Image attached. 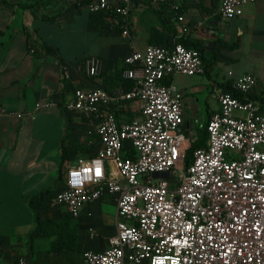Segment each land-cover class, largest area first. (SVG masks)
Instances as JSON below:
<instances>
[{
	"label": "built area",
	"instance_id": "built-area-1",
	"mask_svg": "<svg viewBox=\"0 0 264 264\" xmlns=\"http://www.w3.org/2000/svg\"><path fill=\"white\" fill-rule=\"evenodd\" d=\"M170 1L90 0L87 7L121 23L127 35L136 2ZM254 1L221 0L219 15L240 16ZM175 17L182 33L191 30L182 15ZM123 64L130 89L76 88L67 104L98 117L100 147L88 159L65 164L53 205L72 217L104 198L117 208L108 246L84 250V264H264V101L248 97L255 76L233 82L240 96L218 93L219 107L205 126L206 145L186 163L191 138L182 129V93L170 79L204 73L200 52L181 42L148 44L130 51ZM85 65L88 76H97L103 61L92 56ZM112 100L137 101L139 117L119 122ZM18 264L28 262L20 257Z\"/></svg>",
	"mask_w": 264,
	"mask_h": 264
},
{
	"label": "crops",
	"instance_id": "crops-1",
	"mask_svg": "<svg viewBox=\"0 0 264 264\" xmlns=\"http://www.w3.org/2000/svg\"><path fill=\"white\" fill-rule=\"evenodd\" d=\"M89 2L0 0V264H18L20 257L34 264L26 255L29 238L40 228L29 199L49 187L56 192L65 164L88 159L100 147L98 117L67 104L76 88L102 87L110 93L120 86L130 89L132 80L122 77L123 59L130 51H143L154 42L171 47L180 38L201 50L204 73L170 79L182 93V129L191 145L218 109V93L232 92L224 88L230 84L234 90L232 84L241 75L255 76L248 97L264 101V0L247 4L240 16L231 18L219 15L221 0L136 2L127 18V35L106 13L90 12ZM176 15H182L191 30L182 33ZM92 56L102 59L103 68L91 77L85 62ZM46 101L52 104L36 107ZM110 109L119 122L140 115L137 101L112 100ZM62 142L67 156L59 176ZM53 204L41 218L45 212L67 213ZM116 212L112 198L84 207L78 217L80 251L108 246Z\"/></svg>",
	"mask_w": 264,
	"mask_h": 264
},
{
	"label": "trees",
	"instance_id": "trees-1",
	"mask_svg": "<svg viewBox=\"0 0 264 264\" xmlns=\"http://www.w3.org/2000/svg\"><path fill=\"white\" fill-rule=\"evenodd\" d=\"M187 47L195 48L200 52L202 61V53L196 44H187L183 38L178 39ZM160 44V43H153ZM204 64V63H203ZM168 82V80L166 81ZM225 90H230L234 94L236 92L230 88V84H227ZM207 139L206 127H203L198 131L195 141L186 152L185 162L189 163L192 159V153L194 149L199 147H205ZM61 166L64 163L67 156V150L64 143L61 145ZM62 176V174H59ZM55 188L49 187L42 190L38 195H34L29 199V207L34 212L35 219L40 228L41 235L47 238L54 237L50 241V247L47 250H40L36 253L34 264H84L82 258V251L78 249V229L80 218L72 217L69 214H65L59 217H45L41 218V212L50 208L52 200L55 196Z\"/></svg>",
	"mask_w": 264,
	"mask_h": 264
},
{
	"label": "rangeland",
	"instance_id": "rangeland-1",
	"mask_svg": "<svg viewBox=\"0 0 264 264\" xmlns=\"http://www.w3.org/2000/svg\"><path fill=\"white\" fill-rule=\"evenodd\" d=\"M216 105L215 101L211 102V106L214 107ZM63 173V166L61 167L60 171H58V175ZM55 191V190H54ZM43 216L54 218L58 217L56 214L45 212ZM62 216V214L60 215ZM54 237L49 238H43L41 235V232L39 233L37 230H35V234L29 238V253L26 255L29 258V261L35 260L37 251L40 250H46L50 247V241L53 240ZM25 255V254H24Z\"/></svg>",
	"mask_w": 264,
	"mask_h": 264
}]
</instances>
